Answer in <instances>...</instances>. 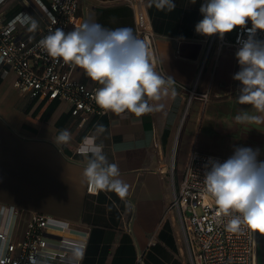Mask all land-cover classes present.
Listing matches in <instances>:
<instances>
[{
  "label": "crops",
  "instance_id": "1",
  "mask_svg": "<svg viewBox=\"0 0 264 264\" xmlns=\"http://www.w3.org/2000/svg\"><path fill=\"white\" fill-rule=\"evenodd\" d=\"M174 3L168 11L157 9L153 0H143L157 34L164 74L155 70L175 80L157 111L140 117L127 111L90 115L80 126L81 117L73 116L68 104L21 93L14 87V73L0 74V205L65 221L76 228L71 234L77 237L87 231L89 245L82 264H136L153 234L156 243L148 248L147 260L189 264L176 211L170 209L181 180L176 164L180 154L184 169L193 151L229 158L236 148L246 147L258 149L257 159L264 161V122L235 120L241 109L259 114L250 105L239 104L238 95L220 96L238 92L239 82L232 78L238 72L236 51L225 45L217 56V42L209 50L212 36L195 31L203 19L199 9L204 0ZM81 5L82 22L71 31L87 22L108 30L128 28L136 36L134 10L126 2L81 0ZM86 6H90L87 14ZM22 10L34 16L38 27L44 26L32 0H0V11L7 19ZM71 73L91 88L101 87L78 67ZM196 84L199 92L209 91L207 101L200 97L189 101L187 88ZM97 125L104 126L103 133L97 134ZM213 128L215 139L208 137ZM64 129L72 139L57 143ZM92 135L104 145L109 163L119 166L120 178L129 186L125 198L110 191L87 192L83 177L87 159L77 148L85 136ZM256 264H264V234L259 231Z\"/></svg>",
  "mask_w": 264,
  "mask_h": 264
},
{
  "label": "built area",
  "instance_id": "2",
  "mask_svg": "<svg viewBox=\"0 0 264 264\" xmlns=\"http://www.w3.org/2000/svg\"><path fill=\"white\" fill-rule=\"evenodd\" d=\"M32 1L44 21V26L35 30L31 28L34 16L28 10H22L12 19H7L0 11V74L5 76L9 72L14 73V87L21 93L68 104L71 114L81 117L80 126L87 116L109 113L95 103L94 95L98 88H91L75 79L71 73L73 66L65 64L62 59L54 60L38 46L39 41L50 31L63 28L68 32L82 22L81 0ZM97 1L108 3L114 0ZM122 1L134 10L136 36L147 45L150 62L164 74L157 53V34L143 0ZM89 8L86 6V14ZM251 27L246 25L245 28H236L231 38L228 33L223 38L213 35L209 50L217 42V56L225 45L237 52L242 42L249 38L247 29ZM254 38L264 41V31L258 30ZM203 68L204 64L199 77ZM187 89L190 92L189 101L196 97L208 100L209 91L199 92L197 84ZM82 141L78 145V153ZM209 158L220 162L228 159L193 151L175 187L170 206V209L176 211L181 226L188 263L256 264L257 231L245 229L239 233L229 232L225 228L227 218L216 216V205L204 184L205 173L209 170L205 165ZM87 192L97 195L100 191H91L87 184ZM23 223L24 229L21 232ZM72 231L77 230L69 223L45 213L26 211L13 205H0V261L3 264H82L89 234L81 231L84 233L77 237L71 234ZM155 243L156 234H153L148 247L137 256L136 264H147L146 253Z\"/></svg>",
  "mask_w": 264,
  "mask_h": 264
},
{
  "label": "clouds",
  "instance_id": "3",
  "mask_svg": "<svg viewBox=\"0 0 264 264\" xmlns=\"http://www.w3.org/2000/svg\"><path fill=\"white\" fill-rule=\"evenodd\" d=\"M193 4L195 0H192ZM157 9L171 11L174 0H153ZM200 13L203 19L195 31L203 36L219 35L236 28L247 29L249 38L236 52L240 70L233 74L239 82L237 102L250 105L253 112L241 109L238 123L264 122V41L256 40L257 31H264V0H204ZM38 27L32 23V30ZM54 60L78 67L101 87L95 91V103L105 112H130L137 117L159 110L158 102L168 95L175 83L163 76L149 60L147 45L132 34L131 29H104L96 23H84L72 31L63 28L50 31L38 44ZM174 91V90H173ZM96 126L97 134L104 132ZM71 133L59 132L56 142L67 144ZM97 136H85L79 153L87 159L83 177L91 191H110L125 198L129 186L120 178L119 166L109 163L104 145ZM259 150L239 147L226 161L209 158L205 165L206 192L216 205V216L227 218L225 228L232 233L245 229L264 234V161H258ZM0 264H3L0 261Z\"/></svg>",
  "mask_w": 264,
  "mask_h": 264
},
{
  "label": "rangeland",
  "instance_id": "4",
  "mask_svg": "<svg viewBox=\"0 0 264 264\" xmlns=\"http://www.w3.org/2000/svg\"><path fill=\"white\" fill-rule=\"evenodd\" d=\"M239 93L238 92H234V93H229V92H226L225 94H222L220 95L221 97H230V96H233V95H238ZM211 130V129H210ZM217 136V129L213 128L211 130V132L208 133V137H210L211 139H215V136ZM177 176L178 178H182V173H183V169H184V165H185V162L183 161L182 157H181V154H180V157L179 159L177 160ZM181 226L179 225V230H178V233L180 235V238H181V242L182 244L184 245V249L186 251V246H185V241H184V238L182 236V230L180 228ZM24 229V223L22 224L21 226V232L22 230ZM186 254H187V251H186ZM187 260H188V254H187ZM147 264H157L155 262H151L149 261V259L147 260Z\"/></svg>",
  "mask_w": 264,
  "mask_h": 264
},
{
  "label": "trees",
  "instance_id": "5",
  "mask_svg": "<svg viewBox=\"0 0 264 264\" xmlns=\"http://www.w3.org/2000/svg\"><path fill=\"white\" fill-rule=\"evenodd\" d=\"M88 245H89V242H88ZM87 249H88V247H87ZM87 252V251H86ZM86 255V254H85Z\"/></svg>",
  "mask_w": 264,
  "mask_h": 264
}]
</instances>
